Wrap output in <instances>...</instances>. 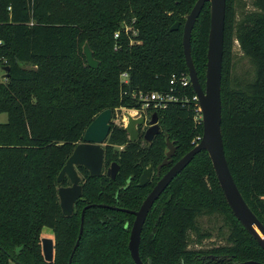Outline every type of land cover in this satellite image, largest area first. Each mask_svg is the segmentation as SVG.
Segmentation results:
<instances>
[{"label":"trees","instance_id":"trees-1","mask_svg":"<svg viewBox=\"0 0 264 264\" xmlns=\"http://www.w3.org/2000/svg\"><path fill=\"white\" fill-rule=\"evenodd\" d=\"M197 1L0 0V67L10 68L9 78L0 82V114L8 116L0 124V264H69L88 206L72 264H135L129 250L135 217L109 207L139 210L153 187L140 188L139 179L147 166L165 159L164 133L177 146L174 163L203 135L195 92L182 85L189 74L183 28ZM250 6L227 0L222 133L234 180L264 224V0H252ZM210 13L207 3L191 39L203 88ZM176 23L179 30L171 31ZM235 41L252 65L241 77ZM86 43L100 62L97 70L87 66ZM152 93L178 101L144 110L135 98ZM108 109L113 116L123 109L148 118L156 113L162 133L149 146L142 139L131 142L124 127L112 123L105 167L117 163L118 177H91L82 168L83 197L66 217L58 190L70 182L65 178L59 184L57 178L87 128ZM140 130L143 137L145 129ZM209 216L222 221L218 234L225 244L191 249L192 236L196 243L212 237L201 224ZM45 228L54 235L53 263L45 262L42 253ZM140 257L144 264H264L263 249L233 215L206 151L156 202L143 228Z\"/></svg>","mask_w":264,"mask_h":264},{"label":"water","instance_id":"water-1","mask_svg":"<svg viewBox=\"0 0 264 264\" xmlns=\"http://www.w3.org/2000/svg\"><path fill=\"white\" fill-rule=\"evenodd\" d=\"M210 4V33L208 38L206 82L203 88L195 68L191 51V39L194 27L201 12L206 4ZM227 0H198L190 14L186 17L183 28V48L185 61L188 68L189 78L192 88L198 98V106L202 114L203 136L198 145L187 153L182 159L173 165L167 174H165L157 183L152 192L147 196L138 211L118 209L135 216L133 223L129 250L135 264H144L140 257V243L143 228L147 217L154 205L160 198L166 188L173 180L189 166L193 159L202 151H206L212 161L213 168L224 193V197L235 218L253 237L258 245L264 251V224L253 213L245 199L243 198L230 170L224 149V140L222 133V66L224 57V40L226 26ZM181 24L176 23L171 31L179 30ZM83 54L86 58L87 66L90 69L97 70L100 62L94 58L93 51L86 43L83 48ZM5 79L9 78L10 68L3 69ZM113 122V111L111 109L103 111L87 128L83 136V142L79 144L66 165L61 170L57 182L61 184L65 178L70 182L68 187H60L58 197L63 215L71 217L75 211L76 202L83 196V186L77 167L83 166L90 172L91 177H100L104 169L105 151L103 145L109 137L111 125ZM149 124L150 127L144 134V139L149 144L153 142L156 136L162 133L159 125L158 115L154 113L149 122L144 116L134 117L127 114V125L125 131L128 133L130 141L136 142L139 138V128ZM166 137V158L158 166V175L163 167L173 162L176 156L177 147L172 142L167 133ZM120 172V166L113 163L107 171V176L115 181ZM153 172V166L146 168L140 178V187H145L149 183ZM86 207L81 216V230L79 239L71 255L69 264H72L74 254L78 248L82 233ZM106 207V206H105ZM42 253L47 263H53L55 260V240L45 237L41 240ZM151 264V262H149ZM236 264H262L255 261H246Z\"/></svg>","mask_w":264,"mask_h":264},{"label":"rangeland","instance_id":"rangeland-1","mask_svg":"<svg viewBox=\"0 0 264 264\" xmlns=\"http://www.w3.org/2000/svg\"><path fill=\"white\" fill-rule=\"evenodd\" d=\"M248 3V8L251 9V2L252 0H244ZM240 16L238 14L237 18ZM233 55H234V63L236 67V73H238L237 76H244L246 72H251L252 71V65L250 61L244 57L238 42L235 41L234 45V50H233ZM247 74V73H246ZM5 80V72L0 67V82H3ZM127 114L128 112L126 110L122 111H117L115 116L113 117V122L117 125L124 124L123 120L126 118L127 119ZM8 121V116L7 114H0V124L7 123ZM202 228L204 231H210L212 233V237L210 239L204 240L202 243H196V237L192 236V244L190 245L191 249H198V250H208L213 247L221 246L225 244V241L222 239V236H220L219 231L220 227L222 226V221L218 217H205L201 220ZM222 235V234H221ZM220 236V237H219ZM49 237L54 239L53 232L50 229L45 228L42 232V238ZM238 262H234L236 264Z\"/></svg>","mask_w":264,"mask_h":264},{"label":"built area","instance_id":"built-area-1","mask_svg":"<svg viewBox=\"0 0 264 264\" xmlns=\"http://www.w3.org/2000/svg\"><path fill=\"white\" fill-rule=\"evenodd\" d=\"M127 31H129V29L127 28L126 29ZM120 36V33L117 32L115 34V38H119ZM122 81L126 84H128V75L127 74H124L122 76ZM171 84H174V78H173V81L171 82ZM182 85L184 87H187V86H191V81H190V78H189V74L187 75V77H184L182 79ZM137 99L139 102H141L142 104V108L145 110L146 108H148L151 104H154V107L155 109H165L169 103H173V102H177L178 99L175 98L174 96L172 95H161V94H158V93H152L150 95H139V97L135 98ZM196 104L198 105V98L195 94V97L193 99ZM123 110H126L128 113H130L132 116L134 117H139V116H142V114H140V112L138 110H127V109H123ZM198 112L200 113V119H201V122H202V114H201V110L198 106ZM146 121L149 122L151 118H148L146 116H144ZM125 123L127 122V119L125 118ZM203 136V135H202ZM202 136H199L196 138V140L194 141L195 143V146L198 145L200 143V141L202 140Z\"/></svg>","mask_w":264,"mask_h":264},{"label":"flooded vegetation","instance_id":"flooded-vegetation-1","mask_svg":"<svg viewBox=\"0 0 264 264\" xmlns=\"http://www.w3.org/2000/svg\"><path fill=\"white\" fill-rule=\"evenodd\" d=\"M113 117H114V116H113ZM123 123H124V124H120V125L123 126L124 129H125V127H126V125H127V122L125 123V120H123ZM149 127H150V125L147 124V125H144V126H142V127H140V128L145 129V132H146L147 129H148ZM140 128H139V133H140V134H139V138H138L137 141H139V140L142 139V140L144 141V144H145V145H149V146H151V144H152L153 142H152L151 144H149L147 141H145V139H144V135H143V137L141 136V130H140ZM145 132H144V134H145ZM156 137H157V136H156ZM156 137H155V138H156ZM107 139H108V138H107ZM154 140H155V139H154ZM154 140H153V141H154ZM106 141H107V140H106ZM82 142H83V141H82ZM80 144H81V143H80ZM105 146H106V142H105V144L103 145L104 151H105ZM175 146H176V145H175ZM176 147H177V146H176ZM121 149H122V148H121ZM166 152H167V147H166ZM165 158H166V153H165ZM174 160H175V157L173 158V162H172L171 164L168 165L170 168L168 169L167 172H164V167L162 168V170H161V172H160V175H158V166H159V165H158L157 167H154L152 163L150 164V165L153 166V172H152V176H151V179H150L149 183H148L147 186H145V187H140V186H139L140 179H139V183H138V186H139L140 188H149L150 186H151V187L153 186V187L151 188V190L148 192V194L146 195V198H147V196L152 192V190L155 188V186L157 185V183L159 182V180H160L165 174H167V173L169 172V170L173 167V165L175 164V163H174ZM163 161H164V160H163ZM176 163H177V162H176ZM150 165H149V166H150ZM149 166H147L146 168H148ZM110 167H111V166H110ZM110 167H109V168H110ZM165 167H166V166H165ZM82 168L85 169L83 166L77 167V171H78V173H79V176L81 177V184H82V186H83V175H82L81 172H80V170H81ZM109 168H108V169H109ZM146 168H145V169H146ZM108 169H106V167H105V157H104V169H103V174H102V175H106V176H107V171H108ZM145 169H144V170H145ZM85 170H86L87 172H89L87 169H85ZM143 172H144V171H143ZM142 174H143V173H142ZM89 175H90V172H89ZM102 175H101V176H102ZM90 176H91V175H90ZM141 176H142V175H141ZM107 177H108V176H107ZM108 178H109V177H108ZM140 178H141V177H140ZM128 182H131V181H128ZM169 186H170V185H169ZM169 186H168V187H169ZM168 187H167V188H168ZM167 188H166V190H167ZM166 190H165V191H166ZM165 191H164V192H165ZM164 192L162 193V195L164 194ZM162 195H161V196H162ZM161 196H160V198H161ZM82 197H83V196H82ZM82 197H81V198H82ZM81 198H80V199H81ZM146 198H145V199H146ZM160 198H159V199H160ZM80 199H79V200H80ZM145 199H144V200H145ZM159 199H158V200H159ZM170 199H171V198H168L167 201H170ZM79 200H78V201H79ZM158 200H157V201H158ZM157 201H156V202H157ZM143 202H144V201H143ZM143 202H142V204H143ZM156 202L154 203L153 207L155 206ZM76 203H77V202H76ZM75 206H76V205H75ZM140 207H141V206H140ZM153 207H152V209H153ZM139 209H140V208H139ZM152 209H151V211H152ZM137 211H138V210H137ZM151 211H150V212H151ZM149 214H150V213H149ZM133 216H134V215H133ZM148 216H149V215H148ZM134 217H135V216H134ZM147 218H148V217H147ZM134 221H135V220H134Z\"/></svg>","mask_w":264,"mask_h":264}]
</instances>
